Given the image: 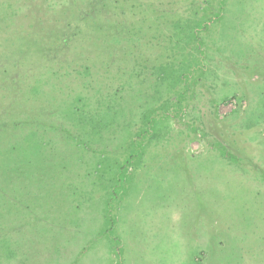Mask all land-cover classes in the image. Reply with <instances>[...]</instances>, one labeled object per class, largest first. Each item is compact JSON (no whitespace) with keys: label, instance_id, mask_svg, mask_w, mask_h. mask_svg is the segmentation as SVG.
Listing matches in <instances>:
<instances>
[{"label":"rangeland","instance_id":"obj_1","mask_svg":"<svg viewBox=\"0 0 264 264\" xmlns=\"http://www.w3.org/2000/svg\"><path fill=\"white\" fill-rule=\"evenodd\" d=\"M2 1L0 264H264V0Z\"/></svg>","mask_w":264,"mask_h":264},{"label":"trees","instance_id":"obj_2","mask_svg":"<svg viewBox=\"0 0 264 264\" xmlns=\"http://www.w3.org/2000/svg\"><path fill=\"white\" fill-rule=\"evenodd\" d=\"M26 0H3L1 2L2 5H4L6 8H4L3 10L5 11V15H12V14H16L18 13V11L21 8V5L25 4ZM46 1V4L52 8H55L56 5H61L62 0H44ZM67 1V0H66ZM21 2V5L19 6L18 3ZM220 10L218 11L217 15H215L216 17H218L221 12H222V8L224 5V1L220 0ZM211 20V19H210ZM208 20V21H210ZM207 21L206 20H201L200 23H197L195 25H190V28L193 31V36H197V30L199 28H201V26H205V23ZM7 71V70H6ZM87 105L86 100L84 99L82 93L76 95L74 98L69 99L67 101V104L62 105L61 110H65L68 111V113H70L71 115H76V117H78L79 121H82L83 118L86 116V111L84 110V107ZM109 108V106L107 107ZM97 111L99 110V108H96ZM66 113V112H65ZM24 118V117H23ZM14 119V120H13ZM15 121V125H13L12 130H17L20 133H14V132H7V128L5 126H0V227L3 228L2 226L6 223L7 218H5L4 213L6 211V206L7 203L11 204V205H16L17 204V195H13V201H9L6 200V191L8 189V187H10V194L11 193V187L14 191H16L17 193L21 191L20 187L18 186L17 183H15V185H11L9 183V179H7V174L10 173H17L20 171L19 166H21V161H19L18 156L16 157V159L14 160V162L12 163H6L5 162V158L9 155V154H16L18 155L19 152L22 151V146L24 145H28L29 146V150L26 151L27 153V158H28V164H35V158L37 157V155L35 154L34 151H32L31 147H34L35 145L38 144V142L40 141V139L42 138L43 134H39L37 132V130L40 128L38 123H34L36 121H32V128L26 132L25 134H22V128L23 124H25V122L23 121L22 117L20 114H18L16 117H9L7 119H5L4 121H1L0 124H4V125H9L11 124V122ZM20 123V124H19ZM19 124V125H18ZM84 125V123H82ZM81 124V125H82ZM6 130V132H5ZM80 135L77 134V137H75V146H77L79 149H87L89 147V140L90 139H86L84 136L85 131L81 130L80 131ZM9 138H5L4 136L6 135V137ZM70 134V133H69ZM89 143V144H88ZM37 149H39V147L36 146ZM90 148V147H89ZM10 158L12 159V157L10 156ZM18 180V178H17ZM16 180V181H17ZM122 179H120L121 181ZM117 182H119L117 180ZM7 183H8V187H7ZM116 189H113V194L116 195ZM113 195V197H114ZM115 219L114 217H112V222H114ZM5 222V223H4ZM11 234H7L5 233H1L0 234V244H1V248H3V245H7L9 243V247L8 249H10L11 247V243H13L12 239H11ZM12 241V242H11ZM6 243V244H5ZM0 248V254L2 249ZM16 253V252H15ZM14 253V254H15ZM5 254H7V251L5 252ZM13 255V254H11ZM14 256V255H13Z\"/></svg>","mask_w":264,"mask_h":264}]
</instances>
